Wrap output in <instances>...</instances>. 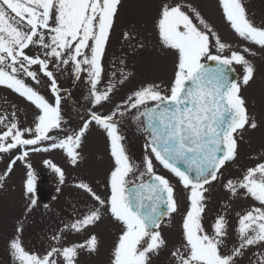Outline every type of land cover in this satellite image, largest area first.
Segmentation results:
<instances>
[{
    "label": "snow or ice",
    "instance_id": "obj_1",
    "mask_svg": "<svg viewBox=\"0 0 264 264\" xmlns=\"http://www.w3.org/2000/svg\"><path fill=\"white\" fill-rule=\"evenodd\" d=\"M121 2L0 0V86L38 110L33 127H21L15 111L11 119L7 114L0 115V124L6 129L0 132V159L22 149L0 175V188L16 162L24 161L30 151L63 149L71 164L77 165L81 159L78 149L95 124L105 132L112 158L106 185L109 194L101 198L88 183L77 184L98 206L66 228L81 232L109 215L121 226L110 264H152L153 256L167 243L161 225L180 208L176 186L156 171L154 157L177 178L188 202L182 218V242L170 253L172 264H238L249 247L264 246V162L247 167L240 178L228 179L223 185L232 196L242 194L259 205L239 216L238 243L229 245L224 215L215 219L211 234L202 221L209 191L206 186L220 180L222 169L236 162L243 132L258 127L241 94L255 79L256 67L248 56L257 52L248 46L237 50L224 42L186 0L163 3L155 26L162 45L176 54L172 79L166 86L156 82L141 85L106 114L101 113L100 108L113 103L117 85L132 75L121 71L120 77L113 79V72L105 87H99L105 76L103 59ZM218 3L233 32L247 44L264 50V23L257 24L251 18L244 0ZM122 37L133 39L131 31H124ZM33 47L40 50L38 54H29ZM70 64L77 78L86 73L92 107L80 125L66 129L68 121L62 114L63 98L55 73ZM234 65L242 68L240 77L234 75ZM41 73L50 82L54 102L26 82L30 78L34 85H40ZM128 113H133L138 131L145 135L146 152H150L140 165L132 160L120 130ZM54 130L64 135H50ZM45 141L50 143L40 147ZM44 163L58 174L62 184L64 171L49 160ZM27 167L24 195L29 201L26 212H31L37 203L31 195L35 191V175L31 165ZM21 231L22 226L17 227V234L7 244L14 264H78L81 250L94 254L99 249L98 237L91 234L83 243L59 247L49 244L44 254H37L25 249L18 235ZM52 239L60 244V235ZM254 264H264V254L258 255Z\"/></svg>",
    "mask_w": 264,
    "mask_h": 264
},
{
    "label": "rangeland",
    "instance_id": "obj_2",
    "mask_svg": "<svg viewBox=\"0 0 264 264\" xmlns=\"http://www.w3.org/2000/svg\"><path fill=\"white\" fill-rule=\"evenodd\" d=\"M173 0H127L120 6V11L115 17V27L111 33L103 59L105 76L99 85L101 89L108 83L112 73L120 77L121 71L132 75L122 84H118L112 97L113 103H106L100 108L101 113H107L114 104L120 103L133 90L147 83H162L166 86L173 77L175 71L176 54L173 50L165 48L159 40L156 28V19L160 6L163 3H172ZM193 4L202 16L215 28L224 42L232 44L233 48L242 50L248 46L257 52L255 56H248L256 67L255 79L242 89V95L248 102L250 114L255 118L258 127L253 130L247 128L243 132V139L239 141V156L236 162L230 163L222 169L223 176L218 181H213L206 193V210L203 216V226L211 234L212 225L219 215H224L228 222V243H238V219L239 216L259 206L258 202L242 194L232 196L223 185L228 179H237L249 166L258 162H264V50L241 40L230 28L223 17L218 0H186ZM248 13L257 23H264V0H244ZM195 22V21H194ZM131 31L133 39L124 40L122 33ZM143 47H140V45ZM36 47L29 50L30 55L39 53ZM214 51V49H213ZM227 54V53H226ZM123 61V63H121ZM238 77L242 75V68L236 66ZM38 68V67H37ZM36 70L38 71V69ZM52 66L50 65V69ZM64 72V75L62 73ZM60 89H68L73 97V103L65 101L62 96V114L68 124L64 127L76 128L83 119L87 118L89 109V87L86 73L79 78L73 74L72 65L63 66L61 71L55 73ZM41 84L34 85L31 79L26 82L33 85L50 102L54 98L50 92L48 78L40 75ZM45 79V80H44ZM60 79H62L60 81ZM1 87V86H0ZM3 89V87H1ZM13 91L0 90V115L7 114L11 119V113L15 111L21 127H33V120L38 114L34 105L26 101ZM134 111V110H133ZM133 113L126 114L120 124V130L125 137L123 141L132 160L140 165L143 157L150 152L145 149V135L138 131L132 118ZM6 130L0 124V132ZM50 135L63 136L54 130ZM30 138V137H26ZM49 141L42 142L40 147H47ZM22 149L13 150L11 156L5 154L0 159V175H2L12 157L20 155ZM81 159L73 166L63 149H50L49 151L29 152L24 161L18 160L13 166L12 172L6 177L4 186L0 188V264H14L7 244L9 238L17 234V227L22 226L18 233L26 250L37 254H44L49 244L54 246H68L72 243H83L91 234L99 239V249L94 254L81 250L78 264H110L111 253L120 234V224L109 215L93 226L81 232L71 231L65 225L71 224L78 218H82L97 202L76 187L80 182L88 183L93 191L106 198L109 194L107 179L112 167V158L109 152V144L105 132L93 124L86 134L82 147L78 149ZM49 160L60 167L65 173L64 182L61 184L58 174L44 161ZM156 171L167 176L177 188V198L180 208L172 214L171 219L166 218V223L161 225L162 236L166 246L158 255L153 256L152 264H172L171 251L179 246L178 239L182 236V218L187 209V197L185 190L179 185L175 177L159 166L153 159ZM35 175V191L32 198L37 203L31 212H26L28 198L24 195V181L29 170ZM59 189V191L57 190ZM243 190H241L242 193ZM174 221V222H173ZM177 227H174L172 224ZM54 235H60V244L52 239ZM264 254V246L249 247L238 264H254L257 256Z\"/></svg>",
    "mask_w": 264,
    "mask_h": 264
},
{
    "label": "water",
    "instance_id": "obj_3",
    "mask_svg": "<svg viewBox=\"0 0 264 264\" xmlns=\"http://www.w3.org/2000/svg\"><path fill=\"white\" fill-rule=\"evenodd\" d=\"M213 63V62H212Z\"/></svg>",
    "mask_w": 264,
    "mask_h": 264
}]
</instances>
